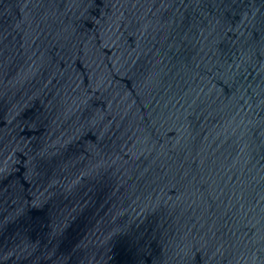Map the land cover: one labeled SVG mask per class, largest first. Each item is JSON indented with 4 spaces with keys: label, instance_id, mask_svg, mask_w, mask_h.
I'll use <instances>...</instances> for the list:
<instances>
[{
    "label": "water",
    "instance_id": "1",
    "mask_svg": "<svg viewBox=\"0 0 264 264\" xmlns=\"http://www.w3.org/2000/svg\"><path fill=\"white\" fill-rule=\"evenodd\" d=\"M0 264H264V0H0Z\"/></svg>",
    "mask_w": 264,
    "mask_h": 264
}]
</instances>
